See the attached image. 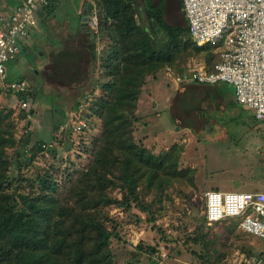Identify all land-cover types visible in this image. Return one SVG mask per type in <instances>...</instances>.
<instances>
[{"label": "rangeland", "instance_id": "rangeland-1", "mask_svg": "<svg viewBox=\"0 0 264 264\" xmlns=\"http://www.w3.org/2000/svg\"><path fill=\"white\" fill-rule=\"evenodd\" d=\"M81 1L57 0L50 12L44 10L47 20L40 15L41 31L37 27L17 57L8 62L11 77L31 85L24 96L0 93V120L6 126L14 123L7 128L16 138V145L8 149L13 155L10 175L27 191L32 184L26 178L38 172H51L65 182L76 169L85 168L92 159L91 141L101 131L102 117L91 106L106 94L101 84L107 78L100 73L97 56L107 49L109 38L104 33H88L77 39ZM8 2L14 4V0ZM167 4L169 21L184 23L180 0H167ZM224 45L209 46L215 53L212 64L220 59ZM91 47L94 64L89 54L85 59L78 55L82 50L92 51ZM207 55V50L193 48L176 58L173 70L206 66ZM167 65H158L139 79L133 139L155 155L177 144L179 167L192 171L186 177H142L130 196L122 169L114 168L113 182L105 192L110 201L100 207L105 225L114 232V262L232 264L238 251L264 250V238L243 232L233 219L209 224L205 195L211 188L264 190V130L251 108L233 101V85L229 84L224 100L212 87L183 88L179 82L173 84V77H179ZM84 71L93 75L90 81L83 79ZM71 75L77 79L70 80ZM40 142H45L43 150L38 149ZM139 243L157 250L153 254L141 251L136 248Z\"/></svg>", "mask_w": 264, "mask_h": 264}, {"label": "trees", "instance_id": "trees-1", "mask_svg": "<svg viewBox=\"0 0 264 264\" xmlns=\"http://www.w3.org/2000/svg\"><path fill=\"white\" fill-rule=\"evenodd\" d=\"M94 1L99 24L93 34L104 33L109 42L100 63L104 65L100 73L107 78L101 84L106 94L91 106L103 120L89 148L92 159L65 182L51 172H38L34 178H26L32 184L27 191L10 175L13 155L8 149L16 145V138L7 127L14 123L6 126L0 120V264H115L111 249L114 232L105 225L100 209L103 202L110 201L105 192L113 182L114 168L122 169L130 196L142 177H186L192 171L191 167H179L177 144L165 154L155 155L133 139L139 79L158 65L174 67L176 58L185 52L190 54L193 48L196 52L207 50L206 67L213 70L215 53L209 46L217 44L199 45L193 39L182 0L185 22L178 24L166 19L167 0ZM56 2L50 0L43 10L50 12ZM87 54L89 50L78 52L83 59ZM92 61L94 64L95 59ZM71 76L70 80L77 79V75ZM82 76L90 81L93 75L84 71ZM220 89L228 94L229 84H222ZM233 101L239 104L236 96ZM44 144L40 142L38 149L43 150ZM167 238L162 237L165 241ZM136 248L151 254L157 250L141 243ZM247 253L264 261V250Z\"/></svg>", "mask_w": 264, "mask_h": 264}, {"label": "built area", "instance_id": "built-area-1", "mask_svg": "<svg viewBox=\"0 0 264 264\" xmlns=\"http://www.w3.org/2000/svg\"><path fill=\"white\" fill-rule=\"evenodd\" d=\"M50 0H18L0 4V93L25 95L30 84L11 77L8 62L40 23V13ZM89 22L98 29V8L94 0ZM190 35L199 44L225 43L213 70L201 66L188 79L217 85H233L237 101L254 111L264 130V0H182ZM86 4V6H87ZM173 72L171 68H168ZM22 101V105H24ZM45 145V144H44ZM207 222L233 219L248 234L264 238V190L222 191L211 188L205 195ZM262 257L238 251L232 264H262Z\"/></svg>", "mask_w": 264, "mask_h": 264}, {"label": "crops", "instance_id": "crops-1", "mask_svg": "<svg viewBox=\"0 0 264 264\" xmlns=\"http://www.w3.org/2000/svg\"><path fill=\"white\" fill-rule=\"evenodd\" d=\"M17 1L18 0H14V4H17ZM0 4L2 5V6H4V7H6L7 8V4H11V3H9L8 2V0H4V2H0ZM86 0H82L81 1V4H79V2H78V5H79V7H80V10L82 11V14H81V20H80V25H81V29H80V32H79V34L80 35H78V37H77V39L79 38V39H81L80 37L82 36V34L83 35H86V34H88V33H94L93 31H92V29L93 30H95V31H97L98 29H95L94 27H90V26H86V24H89L90 22H87L86 24H83V22H82V16H83V10L85 9V7H86ZM43 11L44 10H41V13H40V15L42 16L43 15V20L44 21H46L47 19L44 17L45 15L43 14ZM42 22L43 21H41L40 20V24L38 25V28L39 29H36V30H40L41 31V28H40V26H42ZM91 25V24H90ZM36 30H34L33 32L35 33V31ZM33 32H32V34H33ZM93 35V34H92ZM84 37L85 36H83L82 37V39H84ZM95 42V41H94ZM91 49H92V47H91ZM105 53H106V50L105 49H102V51H101V55L100 54H98V60H99V64L102 62V60H101V58L102 57H104V55H105ZM89 56H90V58L93 60V59H95V55H94V51H93V49H92V51H89ZM96 57V58H97ZM201 66H205V65H201ZM201 66H198V67H196V68H193V69H180L178 72L177 71H174L173 70V68L174 67H172V66H170V65H167V68H171L172 70H173V72H171L172 74L174 73V74H178V73H181V72H185V74H190L192 71H194V70H197L199 67H201ZM95 68V67H94ZM100 68L102 69V66H100ZM183 70V71H182ZM192 70V71H191ZM102 71V70H101ZM170 73V74H171ZM14 78H15V76H14ZM172 82H173V84L174 85H176V83L177 82H179V84H180V86H182L183 88H188L189 86H191V85H194V86H196V87H203V86H208V87H212L213 89H215L216 91H217V95L218 96H220L221 98H223V100H224V98L226 97V95L227 94H222V92H221V89H220V87H222V83H220V84H217V85H212V84H207V83H202V82H198V81H196V80H188V79H185V80H182V81H179V80H177V78H175V77H173V79H172ZM141 103H142V100H140V105H141ZM204 212H205V210H204ZM221 221H224V220H221ZM217 222H220V221H217ZM217 222H215V223H217ZM214 224V223H213ZM166 242V241H165ZM169 244V243H168ZM244 252H246V251H244ZM179 252L177 251L176 252V254H178ZM180 254V253H179ZM170 255V254H169Z\"/></svg>", "mask_w": 264, "mask_h": 264}, {"label": "water", "instance_id": "water-1", "mask_svg": "<svg viewBox=\"0 0 264 264\" xmlns=\"http://www.w3.org/2000/svg\"><path fill=\"white\" fill-rule=\"evenodd\" d=\"M93 8V2H88L87 6L85 7V9L83 10V16H82V22L83 24H86L87 22H89L90 19V15L89 12L90 10ZM25 114L22 113V117L25 118Z\"/></svg>", "mask_w": 264, "mask_h": 264}, {"label": "flooded vegetation", "instance_id": "flooded-vegetation-1", "mask_svg": "<svg viewBox=\"0 0 264 264\" xmlns=\"http://www.w3.org/2000/svg\"><path fill=\"white\" fill-rule=\"evenodd\" d=\"M180 9V6H179ZM167 11H168V4H167V10H166V19L169 21V19L167 18Z\"/></svg>", "mask_w": 264, "mask_h": 264}]
</instances>
